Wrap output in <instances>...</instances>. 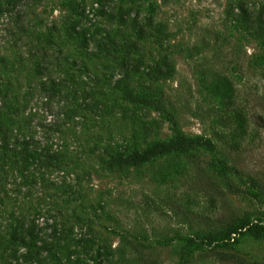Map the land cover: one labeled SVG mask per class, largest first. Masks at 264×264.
<instances>
[{"label":"rangeland","instance_id":"374dc122","mask_svg":"<svg viewBox=\"0 0 264 264\" xmlns=\"http://www.w3.org/2000/svg\"><path fill=\"white\" fill-rule=\"evenodd\" d=\"M250 179L264 0H0V264H264Z\"/></svg>","mask_w":264,"mask_h":264},{"label":"trees","instance_id":"16d2710c","mask_svg":"<svg viewBox=\"0 0 264 264\" xmlns=\"http://www.w3.org/2000/svg\"><path fill=\"white\" fill-rule=\"evenodd\" d=\"M191 147H192L191 141L187 137L181 135L176 140L170 141L168 143L159 142L142 151L132 152L131 154L127 155V157L123 158V160L126 162H130L132 164H139L149 158H152L155 155H158V154H161L167 151H183ZM250 184L252 187L257 188L261 191H264V183H259L255 179H250ZM206 189L209 190L208 188ZM208 192L210 195V191ZM224 219H225L224 222L226 223V221L230 219V216L227 218L224 217ZM217 254L220 255L218 256L220 257V260L225 261L229 264H261L255 261L246 260L242 258L241 256L234 254V253H228V254L217 253ZM143 264H156V261L152 257H148L147 259L143 261Z\"/></svg>","mask_w":264,"mask_h":264}]
</instances>
